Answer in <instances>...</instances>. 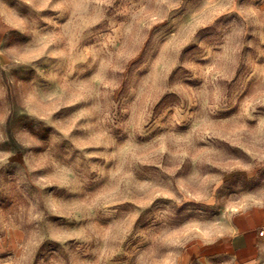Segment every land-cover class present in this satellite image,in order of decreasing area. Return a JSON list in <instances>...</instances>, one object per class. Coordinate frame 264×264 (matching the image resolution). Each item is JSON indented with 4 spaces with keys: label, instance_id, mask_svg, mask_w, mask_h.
<instances>
[{
    "label": "rangeland",
    "instance_id": "rangeland-1",
    "mask_svg": "<svg viewBox=\"0 0 264 264\" xmlns=\"http://www.w3.org/2000/svg\"><path fill=\"white\" fill-rule=\"evenodd\" d=\"M258 204L264 0H0V264H229Z\"/></svg>",
    "mask_w": 264,
    "mask_h": 264
},
{
    "label": "crops",
    "instance_id": "crops-1",
    "mask_svg": "<svg viewBox=\"0 0 264 264\" xmlns=\"http://www.w3.org/2000/svg\"><path fill=\"white\" fill-rule=\"evenodd\" d=\"M221 237L225 241L214 242V252L217 256L225 255L229 264L230 257L236 264V260L245 254L250 258L239 264H264V205L250 206L240 214L230 215L227 231Z\"/></svg>",
    "mask_w": 264,
    "mask_h": 264
},
{
    "label": "snow or ice",
    "instance_id": "snow-or-ice-1",
    "mask_svg": "<svg viewBox=\"0 0 264 264\" xmlns=\"http://www.w3.org/2000/svg\"><path fill=\"white\" fill-rule=\"evenodd\" d=\"M187 2H191V0H187ZM245 2V0H241V3H244ZM234 211H236V210H234Z\"/></svg>",
    "mask_w": 264,
    "mask_h": 264
}]
</instances>
